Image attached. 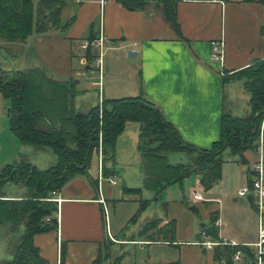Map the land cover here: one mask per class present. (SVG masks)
<instances>
[{"label":"crops","instance_id":"crops-1","mask_svg":"<svg viewBox=\"0 0 264 264\" xmlns=\"http://www.w3.org/2000/svg\"><path fill=\"white\" fill-rule=\"evenodd\" d=\"M177 13L187 41L176 34L156 1H150L145 9L130 10L119 0H66L62 12L65 27L52 28L43 34L35 33L25 43L0 40V54L14 58L29 56L31 63L23 70L41 68L53 78L69 82L56 78L55 74L68 76L77 61L87 69L91 68L84 45L92 36V22H96L99 37L102 33L106 38L103 98L131 97L143 92L161 108L185 141L208 148L221 136L224 106L234 112L242 100L245 113L251 109L250 94L243 88L242 82L225 85L223 74H232L258 59H264V5L245 3L243 0H178ZM73 17L74 21L69 23ZM215 40L224 42L223 62L211 57L212 41ZM132 50L138 55L129 57L128 53ZM83 90L98 91V101L80 112L91 110L99 103V80L84 82ZM4 99L0 92V109L8 115L9 107ZM138 127L140 135V124ZM136 145L135 181L131 179L130 166L121 174L123 178L116 173L117 168L112 167L119 183L121 181L129 188H143L139 137ZM244 156L246 163L237 161L232 155L227 157L221 181L208 191L200 182L187 192L183 187L175 188L173 184L155 200L162 202L164 212L158 219H162V224H174L173 243L143 239L135 241L126 235L121 238L120 233L139 210L138 197L133 194L126 196L123 189L117 192V185L105 183L103 194L109 206L112 235L125 245L148 247L146 264L177 260L182 264H220L213 250L196 244L202 238V223L208 224L212 213H216L221 220L222 226L217 230L222 240L250 244L258 239L254 204L245 197L255 212V218L243 216L249 207L242 202L244 197H240L238 191L253 179L254 165L260 153L249 149ZM183 157L177 152L169 153L170 162L172 159L183 160ZM115 162L117 166L124 164L118 155ZM94 181H97V174L90 171L89 176H77L70 180L55 195V198L62 199L56 216L58 228L35 237L41 255L50 264L59 263L62 244L67 250L64 264H92L101 247L107 248L114 257L120 253H115L107 240L105 210L99 201L98 181L97 184ZM24 189V185L15 182L12 192L19 195ZM194 190L201 192L202 200H192ZM171 194L174 196L171 197ZM233 194H236L234 200L231 199ZM191 205L197 208V213L190 208ZM145 213L146 210L135 222V225H139L137 230L134 229L135 235L149 222L141 220ZM104 241L106 244L103 246Z\"/></svg>","mask_w":264,"mask_h":264},{"label":"trees","instance_id":"trees-1","mask_svg":"<svg viewBox=\"0 0 264 264\" xmlns=\"http://www.w3.org/2000/svg\"><path fill=\"white\" fill-rule=\"evenodd\" d=\"M150 1L159 3L166 21L181 39L187 41L178 20V0H119L130 10L145 9ZM243 2L264 5V0ZM65 5L66 0H0V40L25 43L35 33L43 34L52 28L62 29L66 26L62 20ZM91 31L86 50L89 63L99 56L93 45L99 38L96 22H92ZM235 81H241L250 94L251 109L239 116L224 106L221 136L211 147L204 148L185 141L161 108L143 92L131 97L104 98L102 113L98 103L88 115H80L75 105L77 89L73 82L57 80L41 68L8 70L0 65V92L10 102V129L23 144L35 148L49 147L57 156L48 167L40 168L28 156L20 154L17 160L0 168V229L7 226L10 234L15 236L10 244L11 258L1 260L0 264H50L41 255L35 237L57 230L59 203L54 200L55 192L77 176H89L93 152L99 148L100 133L103 134L105 174L114 176L115 170L108 163L115 160L111 152L116 148L118 137L125 131L128 122L140 124L139 155L144 174L143 188L153 192L154 200L159 199L169 186L181 184L193 176L199 177L205 190L212 189L222 179L226 150L237 161L246 163V150L259 151L264 118V59H258L232 74H223L225 85ZM172 152L183 153L190 161L171 163L169 153ZM256 175L255 171L249 185L253 184ZM8 181L24 185L20 196L12 198L4 192L3 186ZM143 188L124 186V194L136 195L140 204L129 224L135 223L150 205L151 201L142 197ZM190 208L197 213L194 205ZM218 219L217 214L212 213L209 223H202V232ZM138 237L151 242L173 243L175 227L173 222L162 224V219L151 220L141 228ZM239 250L247 253L246 257L252 256L250 248L243 244H224L213 249L220 264L222 260L234 264L233 257ZM66 256L67 250L62 244V264ZM110 256L111 253L107 258ZM123 259L124 254L106 264H123ZM104 260L101 247L92 264H103ZM157 264L182 263L177 260Z\"/></svg>","mask_w":264,"mask_h":264},{"label":"rangeland","instance_id":"rangeland-1","mask_svg":"<svg viewBox=\"0 0 264 264\" xmlns=\"http://www.w3.org/2000/svg\"><path fill=\"white\" fill-rule=\"evenodd\" d=\"M99 24V20H97ZM94 51L99 53V50L97 48L94 49ZM1 61L0 65L6 69L10 70H15V69H25L26 67L29 66V63H31V57H19V58H14L11 56H6L4 57L3 53L0 54ZM105 59V56L103 57V61ZM91 68L87 69L86 66L80 64L79 61L76 62V66L72 69H70V72L68 76L67 74H64L63 76H59L55 74L56 78H61V79H67L69 82H73L75 85V88L78 90L77 93H75V105L77 107V110L80 111L81 109L89 106V105H94L96 101H98V91H90L87 92L88 90H83V85L84 82H92V81H98L99 80V71L96 67V60L92 61L90 63ZM103 76H104V62H103ZM105 82V80H104ZM7 108L9 107V100L4 99ZM236 115L242 116L245 113V108H244V102L240 100L234 110ZM264 122V118L262 121V125ZM139 123L136 121H130L126 124V130L123 132L122 136L120 137L119 141L116 144V148L114 151L111 152V155H115V160H116V155L122 158V161L124 164H116L115 160H111L108 164L111 167H116V173L123 178V171L126 169L131 170V179L135 181L134 173L137 171L135 165V155H138V149H137V141L139 137ZM262 128V126H261ZM17 152V156L14 157L15 153ZM20 154H24L28 156L29 160L32 161L34 164H36L40 168H46L48 167L51 163L55 162L57 159L56 154L53 152V150L49 147H43V148H35L32 145H25L23 144L20 139L12 132L9 126V119L7 112H3L2 109H0V168L9 163L10 161L13 162L14 160H17L19 158ZM180 156H184L183 160H173L172 163H180V162H189L190 158L187 155H183L181 153ZM224 159L227 157L231 156V153L229 150H226L223 154ZM14 157V158H13ZM98 160H99V154L98 151H94L91 159V164H90V171L93 174L98 173ZM131 164V165H130ZM136 170V171H135ZM137 173V172H136ZM121 180V179H120ZM200 182V179L198 176H193L190 178H187L183 183H176L173 186L175 188H182L185 189V192L191 191L192 189L196 188L198 186V183ZM135 183V182H134ZM18 184V183H17ZM22 184V183H21ZM15 182L14 181H8L4 186V192L7 193L8 196H11L12 198H16L17 194L13 193L12 190L14 188ZM23 185V184H22ZM117 192L121 191L124 189L123 182L120 181V183L115 186ZM144 194L142 197L144 199L150 200V205L146 209V213L144 214V217L142 222L146 220L151 221L158 219L162 217L163 215V209H162V202H157L153 199L154 195L153 192L144 189ZM234 192L235 190L232 189ZM22 193V192H21ZM21 193L18 195L20 196ZM12 194V195H11ZM127 196V194H125ZM174 194H171V197H173ZM236 197V194H233L231 196V199L234 200L233 198ZM242 202L244 204H247L249 207V211H246L243 213V216H249L250 218H255L254 210L250 206L249 202L245 199L242 198ZM113 211V210H112ZM232 216V215H231ZM164 217V216H163ZM165 218V217H164ZM140 220V221H141ZM198 223L199 219H197ZM196 224L198 230H200V224ZM139 225H135V223H131L128 225L126 229H124L120 233V237H130V240H137L140 241L143 238H139L138 235H135V228L137 230ZM231 227H233L231 225ZM23 232V229L21 230V233ZM134 235V236H133ZM132 237V238H131ZM112 239L108 234H107V240L108 242L114 247L113 251L120 252L118 256L124 254V259H123V264H146V261L148 260V247L141 248L139 245H134V244H127L125 245L122 243L123 241L121 239H117L113 235ZM15 239V236L10 234L9 229L7 226H4L0 229V261L4 259H9L11 258V253H10V244L12 241ZM129 239V238H127ZM125 240V239H124ZM106 244V243H105ZM109 250L107 248H103V257L104 261L103 264L109 263L110 260L114 258V254L111 255L109 258H107V255L109 254Z\"/></svg>","mask_w":264,"mask_h":264},{"label":"built area","instance_id":"built-area-1","mask_svg":"<svg viewBox=\"0 0 264 264\" xmlns=\"http://www.w3.org/2000/svg\"><path fill=\"white\" fill-rule=\"evenodd\" d=\"M105 42L106 38L101 33L100 37L93 43V45L99 50V56L96 59V67L99 71V85H100V98H99V106L100 111H103V57L105 55ZM89 42L85 43V47H88ZM212 53L211 57L213 60L223 62L224 61V42L223 41H212ZM259 153L260 157L259 160L255 163L254 168L257 173L253 184L247 185L241 188L238 191V195L240 197H247L249 194L253 195L254 200V208L257 214V222H258V239L254 243L250 244H243L250 248L251 250V257H246V254L243 250H239L233 257L234 264H264V122L261 128V135H260V145H259ZM99 160H98V173H97V181L99 187V193L101 198L99 201L103 204L105 210V217H106V228L107 234L112 238L110 220H109V206L106 198L103 194V187L105 183H109L111 185H118L119 180L115 176H106L105 174V151H104V143H103V134L100 133L99 137V148H98ZM90 172V169H89ZM57 193L55 192V195ZM203 195L200 191L194 190L192 194V200H202ZM55 201L58 203L61 202V198H54ZM216 228L222 226L221 220L218 219L214 224ZM197 245L206 248L207 250H213L218 245L224 244H231V245H239L235 242H228V241H218L214 239L210 233L206 230L202 232V238L196 242ZM246 257V258H245ZM61 264V258L59 263ZM221 264H228L226 260H222Z\"/></svg>","mask_w":264,"mask_h":264},{"label":"water","instance_id":"water-1","mask_svg":"<svg viewBox=\"0 0 264 264\" xmlns=\"http://www.w3.org/2000/svg\"><path fill=\"white\" fill-rule=\"evenodd\" d=\"M128 55H129V57H135V56L138 55V52L132 50V51H130L128 53ZM89 113H90V110L83 111V112H80V111L78 112V114H80V115H88ZM9 114H10V108L8 109V116H9ZM248 199L251 202V204L253 205L254 204V200H253V195L252 194H249L248 195ZM56 221H58L57 218H56ZM207 231L210 233V235L214 239H216L218 241H221L222 240V238H221V236H220V234H219V232H218V230H217V228H216L215 225H209L207 227Z\"/></svg>","mask_w":264,"mask_h":264}]
</instances>
